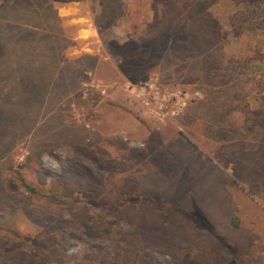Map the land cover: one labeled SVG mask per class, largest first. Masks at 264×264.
<instances>
[{"label": "rangeland", "instance_id": "rangeland-1", "mask_svg": "<svg viewBox=\"0 0 264 264\" xmlns=\"http://www.w3.org/2000/svg\"><path fill=\"white\" fill-rule=\"evenodd\" d=\"M0 47V264H264V0H0Z\"/></svg>", "mask_w": 264, "mask_h": 264}, {"label": "trees", "instance_id": "trees-1", "mask_svg": "<svg viewBox=\"0 0 264 264\" xmlns=\"http://www.w3.org/2000/svg\"><path fill=\"white\" fill-rule=\"evenodd\" d=\"M108 1H110L111 6L114 5L116 2H118V0H108ZM158 24L159 25L161 24L165 27V19H159V22H158V19L155 18L150 28L153 29L154 31L155 25H158ZM16 29H19V28H16ZM190 30L193 31L192 33H194L195 35H199V37H202L201 35L203 34L202 31H204V28L203 27L200 28L198 24L192 23L190 24ZM12 32L9 29L8 30L6 29L3 31V34L7 38H9L11 41L17 39L18 42L16 44H18L19 41L24 39L23 32L18 31L17 35H12ZM153 35H154L153 37H155L158 34L155 33ZM162 43L164 44L165 42H162ZM8 56L9 54H6V56L0 55V62H1L0 63V73H4L6 77L4 79L0 77V128L3 131H5V127H9V125L13 123L12 122L13 120L11 121V118H10L11 114H13V112H11L10 114V110H11L10 107L15 108L16 110H22V109H19V107L24 104V98H25V96L22 95L18 90H13L15 78L8 76V74L10 73L9 72L10 69L6 68L8 64H7V59L5 58ZM33 96L36 99L38 97V95L37 96L33 95ZM18 102L21 104L17 105ZM14 105H17V106H14Z\"/></svg>", "mask_w": 264, "mask_h": 264}]
</instances>
